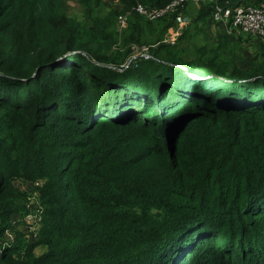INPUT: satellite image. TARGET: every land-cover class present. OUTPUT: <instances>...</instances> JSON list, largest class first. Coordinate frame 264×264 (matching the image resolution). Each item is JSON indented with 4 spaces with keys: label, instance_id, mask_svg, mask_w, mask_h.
I'll return each mask as SVG.
<instances>
[{
    "label": "trees",
    "instance_id": "obj_1",
    "mask_svg": "<svg viewBox=\"0 0 264 264\" xmlns=\"http://www.w3.org/2000/svg\"><path fill=\"white\" fill-rule=\"evenodd\" d=\"M173 1L121 0V12L105 13L100 0H78L79 21L66 0H0V110L10 116L0 118V234L20 213L16 200L24 194L13 178L41 182L45 206L37 242L17 247L25 259L3 251L0 264H237L264 244V105L251 94L235 106L222 94L224 87L264 88V67L205 71L243 85L221 78L218 88L187 84L184 67H202L182 63L184 43L193 24L213 21L214 2L194 17L186 5L191 21L175 45L164 42L174 17L149 22L133 11ZM122 14L131 16L124 37L116 27ZM119 39L126 49L110 54ZM132 44L150 46L151 58L113 68L127 62ZM120 80L139 84L134 89L143 94L101 112ZM133 104L148 107L145 119L159 110L158 119L119 116ZM255 107L262 109L248 111ZM190 115L194 125L179 127ZM209 232L223 240L222 249L213 241L200 248ZM251 235L237 260L232 248ZM40 245L47 253L37 257ZM214 248L215 256H200Z\"/></svg>",
    "mask_w": 264,
    "mask_h": 264
},
{
    "label": "rangeland",
    "instance_id": "obj_2",
    "mask_svg": "<svg viewBox=\"0 0 264 264\" xmlns=\"http://www.w3.org/2000/svg\"><path fill=\"white\" fill-rule=\"evenodd\" d=\"M66 6L67 10L69 12H73L72 14L69 13L70 16L76 17L79 19V21L84 20V11L81 6V4L78 2V0H66ZM192 5H189V10L191 9ZM194 7V6H193ZM193 11V10H192ZM192 13H196V11H193ZM127 17V25L129 26L130 23V17L129 15H126ZM118 19V18H117ZM193 26V27H192ZM190 28V32L188 34V39L184 43L185 49H183V57H182V63L185 64H192L195 66H201L202 70L207 71L206 69H209L208 67H213V71H216V68L222 67L226 71H232L235 70L237 67L243 68V69H253L250 67H253L250 60H253L252 58L248 60L246 56L241 52V46L236 43V40L232 38V36H223L226 38V40L223 39L222 35L215 36L217 34H220L223 31V25H216L218 26V29H213V30H208V27L210 26H199L198 24H193ZM116 27H118V34L120 36L124 37V34L128 30H121L122 32L120 33V24H118V20L116 21ZM201 30H200V29ZM222 28V29H221ZM217 30V32H215ZM238 33L237 31L233 30V33ZM167 36V33L165 35V38ZM201 45L208 47V48H203ZM136 47H140V44L133 45ZM210 50H216L217 51V56L213 57V53H210ZM114 52V53H113ZM116 50L110 51V54L115 55ZM121 52V51H120ZM119 52V53H120ZM70 58V57H69ZM66 57L60 59L61 61H66ZM229 64H226L228 63ZM226 64V65H225ZM121 65V64H120ZM114 66V65H113ZM123 67L119 66V64H116L113 68H119L121 69ZM185 71H186V67ZM199 70V71H202ZM204 74V73H202ZM207 74V73H206ZM187 76V75H186ZM185 76V77H186ZM213 80H211V86L217 87L218 86H223L224 83L223 81L218 80L216 76H211ZM184 79V78H183ZM186 83L188 84L190 81L185 80ZM205 82V81H201ZM185 83V82H184ZM239 84L237 81L233 83H228L226 85H243L244 82L240 81ZM155 84H152L154 87ZM135 87H139V84L135 83H129L126 80H120L114 85L111 86L110 93L111 96L113 95V101H111L110 107L108 109H100L101 112H106V113H112L115 112L117 109V104L121 108L124 105H126L128 102L127 99H131L134 94H143V92L136 91L134 89ZM159 91H162V88L159 89ZM223 96L226 98V102L228 104H234L235 106H241L238 104H242V102H246L247 99H251V94L252 96H258L257 100L255 101L257 104H260L261 107L264 105V88L260 86H252L251 88H242V87H237V88H229V87H224L222 90ZM110 96V98H111ZM238 97H241L240 99ZM171 98V96L169 97ZM116 99V100H114ZM242 101V102H239ZM88 103V102H87ZM130 104V103H129ZM92 106V105H91ZM109 106V105H108ZM136 104L130 105L119 113V116H129V117H135V119L138 117L141 120H156L159 117V110L156 112L158 114L151 115L150 119H145V113L147 112V108L145 110H140ZM118 107V108H119ZM129 108V109H128ZM181 108V107H180ZM257 109H262L260 107H255L252 110H248L250 112L257 110ZM239 111V110H238ZM183 114V113H182ZM185 114V113H184ZM118 115V113H116ZM125 116V117H126ZM1 117H10L6 114L4 110H0V118ZM190 120V121H189ZM193 121L191 120V115L188 117H185L181 122H177L179 124V127L184 124V127H188V125L192 124L194 125ZM146 124V123H145ZM152 128L147 129L148 131H151ZM18 171V170H17ZM12 186H14L15 189H18L17 191L20 194L26 195V198L24 195L19 197L16 202H18L19 206V214H16L12 217L11 221L9 224H6L7 227L3 230V233L0 234V252L6 251H12V258L17 259V260H24L25 259V249L18 250L17 247L19 244H23L27 246V242L31 241L34 238L35 235V225L28 223L26 220V217L28 215H31L36 212V208H40L43 210V216H45V206L42 204V200L40 197L41 187H37L35 184L36 182L34 180H28L20 177H15L11 180ZM37 188V189H36ZM38 196L37 203L34 201V196ZM26 201V202H25ZM264 206V205H263ZM255 209H258V206L255 207ZM257 212V211H256ZM261 213H264V210L259 211ZM255 213V216L258 215V213ZM248 216V215H246ZM242 224V227L246 224L245 222H242L240 218H238ZM2 220H0V224ZM249 219L247 217V222L249 223ZM259 223H262L259 220ZM40 227H43V223L41 224ZM214 232H209L206 236H204L200 241L198 242L199 244H202L200 248H205V245H209L211 241H213L215 248L216 245L217 247L220 245V249H222L224 242L222 239L219 238L218 234ZM200 236V235H199ZM186 241L191 240V236L188 234V236L185 238ZM253 239V235L249 237L245 242H240L239 244L236 243V245H239V247L232 248L234 253L233 255L236 254L235 257H237V260H241L242 254H241V245H245L247 247L246 250H248L247 243ZM203 241V242H202ZM264 241V240H263ZM37 248V247H36ZM35 248L34 250V255L39 257V256H44L47 253V247L40 245L37 249ZM214 250H204L202 255L200 254L201 257H205L207 255L210 256H215L216 254V249ZM260 250L256 251H250L246 252L244 254H248V256L244 255V258L246 260L244 261H238L237 264H264V244L261 245L259 248ZM172 251H174V248H172ZM210 251V252H209ZM220 252V251H219ZM215 253V254H213ZM170 254V253H169ZM157 260H160V258H157ZM156 260V261H157Z\"/></svg>",
    "mask_w": 264,
    "mask_h": 264
},
{
    "label": "built area",
    "instance_id": "obj_3",
    "mask_svg": "<svg viewBox=\"0 0 264 264\" xmlns=\"http://www.w3.org/2000/svg\"><path fill=\"white\" fill-rule=\"evenodd\" d=\"M208 0H174L170 4L162 8H152L143 4H137L133 11L149 22H156L167 17H174L175 24L172 26L166 36L165 42L168 44H174L179 37L183 34L190 24V18H188L183 10L187 4H201ZM219 0H212L214 2V9L212 13L213 22L216 25H223L230 30H234L240 33L258 35L264 37V3L261 4H243L234 8L222 7ZM118 24L121 29L127 26L126 15L118 17ZM132 44V56H134V63L138 59H150V46H133ZM37 187L42 185L41 182H36ZM37 189V188H36ZM38 196H34V201L37 203ZM28 223L35 225V235L31 241L27 244H33L37 242L39 238V232L42 227L44 216L43 210L36 208V212L26 217Z\"/></svg>",
    "mask_w": 264,
    "mask_h": 264
},
{
    "label": "crops",
    "instance_id": "obj_4",
    "mask_svg": "<svg viewBox=\"0 0 264 264\" xmlns=\"http://www.w3.org/2000/svg\"><path fill=\"white\" fill-rule=\"evenodd\" d=\"M100 1H101L100 8H99L100 12L108 13L111 10L121 12L123 9V4H122L121 0H100ZM211 1L212 0H208V2H211ZM252 1L254 2L257 0H252ZM206 3H207V1L205 2V4ZM205 4H203V3L193 4L194 7L192 6L190 9V16L194 17V16L198 15V12L201 11V9L205 6ZM192 10L196 11V13H192L193 12ZM68 13L72 14L73 12L68 11ZM72 15H74V14H72ZM124 15L130 16V14H124ZM197 24L199 26H203V27L204 26H210V27H208L209 31L216 29V28L218 29V26H216V24L210 19V17L208 18V21L200 20ZM129 26L127 25L125 28L120 29V33L122 32L121 30H126L127 28L129 29ZM117 30H118V27H117ZM223 31H225V32L224 33L221 32L220 34H217L215 36H218V35L223 36V34H224V36H232V38L234 40H236V43H238L241 46V49H243L245 51L246 58L248 60H250L251 58L253 59V60H250L253 67H255V68L260 67V66L264 67V37H260L258 35L246 34V33L244 34V33H240V32H238V33L234 32L233 33V30H230L227 27H223ZM118 32H119V30H118ZM215 32H217V30ZM224 36H223V39L226 40V38ZM119 38H121V37H119ZM253 67H250V68H253ZM194 73H197V72H194ZM190 75H192V74H190ZM185 78L188 79V81H191L190 77L188 75ZM203 81H205V80H203ZM207 81H211V80H207Z\"/></svg>",
    "mask_w": 264,
    "mask_h": 264
},
{
    "label": "water",
    "instance_id": "obj_5",
    "mask_svg": "<svg viewBox=\"0 0 264 264\" xmlns=\"http://www.w3.org/2000/svg\"><path fill=\"white\" fill-rule=\"evenodd\" d=\"M165 40H166V38H165ZM165 40H164V42H165ZM166 43V42H165ZM177 43V42H176ZM176 43H174V44H172V45H175ZM168 44V43H167ZM124 45L122 44V41H120V39H119V41H117V43L114 45V47H113V49L114 50H116V51H124L126 48L125 47H123ZM131 48V47H130ZM68 57H70V55L69 56H67L66 58H68ZM134 59H136V58H134V56H132V50H131V54H130V57L128 58V60H127V62L123 65V67L121 68L122 70H124V69H127V68H129L133 63H134ZM186 71H187V75L190 77V80L191 81H193V82H201L202 80H201V78H199V77H197V76H195V75H190V72H188V70L186 69ZM192 72H199V73H207V72H205V71H192ZM210 74V73H209ZM211 76H216V77H218V78H221V79H223L224 80V82H225V80L226 79H233V78H231V77H224V76H219V75H215V74H210ZM207 80H213V79H206L205 80V82L207 81ZM242 82H245V81H242ZM226 84H227V82H225Z\"/></svg>",
    "mask_w": 264,
    "mask_h": 264
},
{
    "label": "bare ground",
    "instance_id": "obj_6",
    "mask_svg": "<svg viewBox=\"0 0 264 264\" xmlns=\"http://www.w3.org/2000/svg\"><path fill=\"white\" fill-rule=\"evenodd\" d=\"M190 74L195 75V76L201 78L202 81H203V80H206V79H209V78L212 79V77H211L210 74H201V73H199V72H197V73L190 72ZM217 79H220V78H217ZM225 82L233 83V82H235V80H232V79H226Z\"/></svg>",
    "mask_w": 264,
    "mask_h": 264
}]
</instances>
